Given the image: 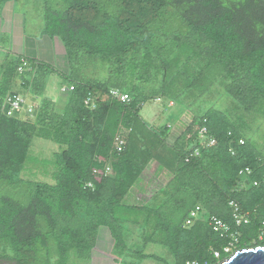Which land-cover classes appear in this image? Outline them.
<instances>
[{
	"label": "trees",
	"instance_id": "16d2710c",
	"mask_svg": "<svg viewBox=\"0 0 264 264\" xmlns=\"http://www.w3.org/2000/svg\"><path fill=\"white\" fill-rule=\"evenodd\" d=\"M15 1L0 0L3 26L16 27ZM38 1L64 67L0 40V188L29 197H0V260L90 264L104 229L117 264H221L264 247V0ZM54 76L73 88L65 101L48 94ZM19 91L33 98L25 120L4 108ZM158 99L189 110L173 142L171 125L141 116ZM35 140L60 148L52 184L23 178Z\"/></svg>",
	"mask_w": 264,
	"mask_h": 264
},
{
	"label": "rangeland",
	"instance_id": "374dc122",
	"mask_svg": "<svg viewBox=\"0 0 264 264\" xmlns=\"http://www.w3.org/2000/svg\"><path fill=\"white\" fill-rule=\"evenodd\" d=\"M16 9L15 13V26L14 28L3 26V21H0V40H5L6 38L11 39L12 49L15 53L19 54L23 51L24 54L29 56L30 52H35L40 62L49 63V65L55 66L57 68H63L62 54L63 48L58 49L57 39H52L49 36H44L42 31L44 29L45 21L43 14V3L38 0H16L13 2ZM2 14H0L1 16ZM23 21V22H22ZM11 22V19H10ZM24 44V46H23ZM6 55L0 52V64H2ZM60 79L56 76L52 77V81L49 84L48 91L49 95L57 101L59 96L65 101L66 95L62 94L60 91ZM150 89V88H147ZM61 92V93H60ZM23 98H25L27 105L25 109L18 112L17 115L20 119L25 120L29 118L30 114L28 112V106L33 105V98L30 93L18 92ZM173 105V104H172ZM171 105V101L167 99H160V102L153 100L147 101L141 110V116L145 121H147L151 126L158 127L163 125H171L173 128L171 142H173L182 132L184 123L189 124L190 119L189 110H186L179 101H175L174 105ZM29 114V115H27ZM190 117V116H189ZM264 130V127L262 128ZM262 130V131H263ZM263 135H261L262 137ZM258 143L263 144V139L257 138ZM60 152V148L54 143L46 140H35L34 146L32 148L31 160L32 163L27 168V171L23 174V178L26 181L32 182H45L54 183V178L57 174V163L54 158L55 153ZM36 156V157H34ZM33 157V159H32ZM157 169L155 163L151 164L144 174V181L148 184L153 180ZM163 180V179H162ZM159 183V182H158ZM157 183V184H158ZM163 185V184H161ZM156 183L148 184V190L146 196L150 198L155 194ZM10 196L14 199L27 203L29 197L27 196V189L21 188L16 191L13 187H5L1 190L0 197ZM139 200L138 193L134 195L131 199V203H136ZM206 213L204 211L199 212L196 219H205ZM195 219V220H196ZM101 239L99 241V246L97 247L93 261L90 264H117L118 261L112 257V246L113 240L109 234V231L104 229L101 231ZM161 252L159 247H150L148 249L149 254L158 255ZM1 255V254H0ZM55 263L58 262L59 258L54 259ZM75 260H71L69 264H75ZM117 262V263H116ZM0 264H16L15 262L0 260ZM86 264V263H81ZM147 264H155L153 262H148Z\"/></svg>",
	"mask_w": 264,
	"mask_h": 264
},
{
	"label": "built area",
	"instance_id": "2783aa9c",
	"mask_svg": "<svg viewBox=\"0 0 264 264\" xmlns=\"http://www.w3.org/2000/svg\"><path fill=\"white\" fill-rule=\"evenodd\" d=\"M73 90V88L71 89H68V88H65L62 92H69ZM112 96L118 98L121 102H127L130 100L129 96L126 95V94H121L119 93L118 91H112ZM4 103V108L5 107H8V116L11 117V116H14V114L16 112H20L22 111L23 109H25L26 107V100L20 96H9L5 99V101L3 102ZM172 105V104H171ZM33 110V107L31 106H28V111L29 112H32ZM207 133V128H203L202 131H201V134H206ZM123 143H121L122 145ZM241 145H244V142L241 141ZM110 170L108 169L107 172H109ZM248 174H250V171L247 170L246 171ZM91 186V185H90ZM237 210V208H236ZM199 212H201V209L198 208L196 209L195 211H193L190 215V219L187 220V225L190 226L193 224L194 220L198 217V214ZM210 225L213 226V228L215 229V231H220V230H223L225 228V225L222 221L220 220H217L216 218H213L211 221H210ZM217 256H219L217 254Z\"/></svg>",
	"mask_w": 264,
	"mask_h": 264
},
{
	"label": "water",
	"instance_id": "95a60500",
	"mask_svg": "<svg viewBox=\"0 0 264 264\" xmlns=\"http://www.w3.org/2000/svg\"><path fill=\"white\" fill-rule=\"evenodd\" d=\"M221 264H264V247L238 251Z\"/></svg>",
	"mask_w": 264,
	"mask_h": 264
},
{
	"label": "clouds",
	"instance_id": "9594fccd",
	"mask_svg": "<svg viewBox=\"0 0 264 264\" xmlns=\"http://www.w3.org/2000/svg\"><path fill=\"white\" fill-rule=\"evenodd\" d=\"M66 88L71 89L70 87H66ZM116 91H117V90H116ZM69 92H70V91H69ZM69 92H64V93L62 92V94H65V95H66V94H69ZM157 101L160 102V99H158ZM171 104L174 105L173 102H171ZM26 105H27V102H26ZM173 105H172V106H173ZM31 107H33V106H31ZM33 108H34V107H33Z\"/></svg>",
	"mask_w": 264,
	"mask_h": 264
}]
</instances>
